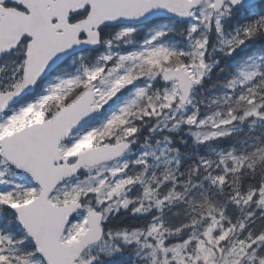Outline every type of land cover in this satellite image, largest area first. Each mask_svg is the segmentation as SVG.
<instances>
[{"label": "snow or ice", "instance_id": "snow-or-ice-1", "mask_svg": "<svg viewBox=\"0 0 264 264\" xmlns=\"http://www.w3.org/2000/svg\"><path fill=\"white\" fill-rule=\"evenodd\" d=\"M0 264H264V0H0Z\"/></svg>", "mask_w": 264, "mask_h": 264}]
</instances>
